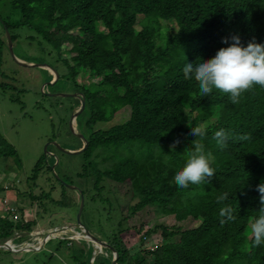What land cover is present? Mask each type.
Masks as SVG:
<instances>
[{"label": "trees", "instance_id": "1", "mask_svg": "<svg viewBox=\"0 0 264 264\" xmlns=\"http://www.w3.org/2000/svg\"><path fill=\"white\" fill-rule=\"evenodd\" d=\"M20 27L68 56L59 64L69 81L80 73L98 79L80 87L87 129L80 177L86 183L93 177L94 187L109 180L118 211L134 215L150 207L174 217L171 230L161 228L163 244L150 253L152 264H264V244L254 246L250 232L259 207L256 185L264 182V88L253 85L233 104L217 89L202 96L197 82L181 72L187 61L210 58L227 46L222 37L239 35L242 45L264 42V0H0L3 35L7 30L13 43L11 32ZM2 46L0 39V66ZM123 111L120 124L94 130ZM191 126L204 133L196 142L211 153L213 175L179 188L173 176L195 139ZM219 129L227 134L222 148L212 140ZM14 155L0 135V157ZM47 170L45 156L35 162L30 179L34 183ZM123 194L130 199L120 205ZM225 205L234 219L220 223L218 210ZM20 226L0 218V241ZM155 232L146 230L143 239ZM116 239L108 241L119 263L126 251Z\"/></svg>", "mask_w": 264, "mask_h": 264}, {"label": "rangeland", "instance_id": "2", "mask_svg": "<svg viewBox=\"0 0 264 264\" xmlns=\"http://www.w3.org/2000/svg\"><path fill=\"white\" fill-rule=\"evenodd\" d=\"M1 10L6 11L7 8L2 6ZM135 29L139 30V27L135 25ZM11 34L16 36L11 49L17 59L45 67L18 66L12 60L0 28L3 42L0 135L16 153L14 156L0 157V218L12 219L21 225L4 241L10 249H35L16 252L0 248V264H111L113 254L108 248L101 246L99 252H94L82 233L72 228L71 225L76 224L78 194L76 190L66 189L65 184L84 192L80 216L84 229L113 250L108 239L117 237L120 240L119 246L126 251V256L123 262L115 264H134L136 257L144 258L145 264H152L150 253L163 244L161 228L171 230L177 224L174 217L163 216L150 207L134 215L127 210L118 211L111 182L103 178L100 185L94 187V178L90 177L86 183L80 177L86 163L81 154L63 152L81 149L83 140L87 138V129L82 125L85 114L80 113L75 124L72 123L77 135L71 132L69 122L71 115L80 108V87H90L98 79L90 73H80L74 81H69L66 69L59 64L68 56L56 52L50 44L24 27ZM48 69L57 72L56 82L52 83L55 75ZM125 118L123 111L111 121L96 124L94 130L118 125ZM46 154L50 169L54 167L53 173L48 170L40 172L33 183L30 179L33 166ZM110 164L107 160L104 167L109 168ZM59 182L65 189L61 188ZM101 185L104 189L96 196ZM29 195L37 199L31 200ZM94 196L96 198L91 200ZM123 196L118 198L120 205L130 199L129 194ZM61 200L66 203L63 207L59 204ZM136 201L133 200L129 206ZM119 221L123 223L121 231L117 227ZM140 226L142 229L138 230ZM64 227L69 231L52 233ZM152 229H156V232L143 239L144 232ZM4 242L0 241V244Z\"/></svg>", "mask_w": 264, "mask_h": 264}, {"label": "clouds", "instance_id": "3", "mask_svg": "<svg viewBox=\"0 0 264 264\" xmlns=\"http://www.w3.org/2000/svg\"><path fill=\"white\" fill-rule=\"evenodd\" d=\"M221 43L227 46L217 49L210 58H197L195 62L187 61L183 64L181 72L185 80L192 78L197 82L198 91L202 96H207L212 89H217L228 94L230 102L235 104L240 95L253 85L264 88V42L250 41L242 45L239 35H230L222 37ZM189 132L195 139L192 140L191 150L187 152L183 166L179 167L173 176L179 188H186L189 184H199L213 175V169L210 166L211 153L204 152L202 145L196 142V137L204 135L203 131L199 127L191 126ZM226 138L227 134L223 129L212 133V140L218 148L224 146ZM240 139L246 140L247 136L243 135ZM177 142L174 140L169 145L170 152L173 151L174 144ZM51 171L53 173L52 169ZM256 191L259 194L258 214L250 225L254 246L264 244V182L256 185ZM75 192L78 194L77 191ZM216 199L219 203L225 199V195L222 194ZM218 216L223 218L220 223L234 219L232 209L227 205L219 208Z\"/></svg>", "mask_w": 264, "mask_h": 264}, {"label": "water", "instance_id": "4", "mask_svg": "<svg viewBox=\"0 0 264 264\" xmlns=\"http://www.w3.org/2000/svg\"><path fill=\"white\" fill-rule=\"evenodd\" d=\"M4 34H5L4 36H5V38H6V43H7V46H8L9 53H10V55H11V57H12V60H14V62H15L18 66H20V67H36V66H38V67H45V66H43V65H41V64H38V65L27 64V63H25L24 61H21V60L17 59V58L14 56V54H13V52H12V49H11V45H12V43H11V39H10V36H9V34H8V31H7V30H4ZM50 70H51V71L54 73V75H55V78H53V82H52V83H54V82H56L58 75H57V72H56L55 70H52V69H50ZM66 96H69V95H66ZM83 109H84V98L81 96V97H80V108H79L74 114H72L71 117H70L69 126H70V128H71V132H73V134H74L75 132L73 131L72 123L75 122V119L79 116V114L83 111ZM75 134H76V133H75ZM76 135H77V134H76ZM79 137H80V138H83L82 136H79ZM83 142H84V144H83V146H82L81 149H79V150L77 149V151H65V150H63V152H64V153H68V154H81V153L84 151V149L86 148V146H87V141H86V140H83ZM52 167H53V166H52ZM52 170H53V168H52ZM65 187H66V188H69V189H71V190H76V191L78 192V194H79V205H78V208H77L78 210H77V214H76V224H75V225H71L72 228H74V229H78L79 232L82 233V237H83L84 239L86 238V240H88L90 243H92V242H93V243H97V244H99L100 246H103V247L106 248V249L108 248V250H110V251L112 252V254H113V258H112V262H111V264H115V263H114V262L116 261V258H115V257H117L116 252H115L112 248H110L108 245H106L105 243H103V242H101L100 240H98L95 236L89 234V233L84 229L83 225L80 223V216H81V213H82V210H83V206H84V198H83V195H82L81 191H80L79 189H77V188L71 186V185H66V184H65ZM88 241H87V242H88ZM0 248H3V249H5V250H15L16 252H17V251L29 252V251H33V250H35V249H28V248H26V249H23V248H19V249H10L9 246H8V244H7V242L0 244Z\"/></svg>", "mask_w": 264, "mask_h": 264}, {"label": "bare ground", "instance_id": "5", "mask_svg": "<svg viewBox=\"0 0 264 264\" xmlns=\"http://www.w3.org/2000/svg\"><path fill=\"white\" fill-rule=\"evenodd\" d=\"M49 70V69H48ZM49 72L51 73V70H49ZM74 124H75V122H74ZM68 229H67V227H64L63 229H58V230H55L54 232H52L53 234H62V233H65L66 231H67ZM69 231V230H68ZM79 232V231H78ZM37 233V232H36ZM34 235V234H33ZM54 236V235H53ZM76 238V237H75ZM89 242V241H88ZM89 244L92 246V248L94 249V252H95V250L97 251V252H99V249H100V245L99 244H97V243H90L89 242ZM11 245V244H10Z\"/></svg>", "mask_w": 264, "mask_h": 264}, {"label": "flooded vegetation", "instance_id": "6", "mask_svg": "<svg viewBox=\"0 0 264 264\" xmlns=\"http://www.w3.org/2000/svg\"><path fill=\"white\" fill-rule=\"evenodd\" d=\"M68 95V94H67ZM80 98V97H79ZM79 101H80V99H79ZM77 119V118H76ZM46 158H47V154H46Z\"/></svg>", "mask_w": 264, "mask_h": 264}, {"label": "built area", "instance_id": "7", "mask_svg": "<svg viewBox=\"0 0 264 264\" xmlns=\"http://www.w3.org/2000/svg\"><path fill=\"white\" fill-rule=\"evenodd\" d=\"M15 218V217H14Z\"/></svg>", "mask_w": 264, "mask_h": 264}]
</instances>
